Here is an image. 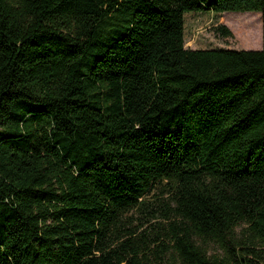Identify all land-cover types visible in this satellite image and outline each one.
<instances>
[{"label": "trees", "instance_id": "obj_1", "mask_svg": "<svg viewBox=\"0 0 264 264\" xmlns=\"http://www.w3.org/2000/svg\"><path fill=\"white\" fill-rule=\"evenodd\" d=\"M203 11L262 49H187ZM0 264H264V0H0Z\"/></svg>", "mask_w": 264, "mask_h": 264}, {"label": "rangeland", "instance_id": "obj_2", "mask_svg": "<svg viewBox=\"0 0 264 264\" xmlns=\"http://www.w3.org/2000/svg\"><path fill=\"white\" fill-rule=\"evenodd\" d=\"M253 22L262 26L261 43L257 47L247 49L243 47L240 30L241 27ZM219 26H225L232 34L231 37L221 35L217 29ZM263 21L260 13H223L216 14L210 11L200 13L189 12L185 14V47L187 49H243V50H260L262 49ZM157 194V192L155 193ZM156 196L148 197L149 203H156ZM158 205L157 203L155 206ZM153 206L149 210L136 208L128 212L123 217L125 232H133V237L142 238V240L151 243L155 248L158 239L165 240L169 243L171 235L170 223L172 220H166L160 208ZM129 237V236H128ZM125 237L124 240H126ZM156 241V242H155ZM211 255L221 254V250L216 245H209ZM151 260L155 261V255H150ZM159 262V260H158Z\"/></svg>", "mask_w": 264, "mask_h": 264}]
</instances>
